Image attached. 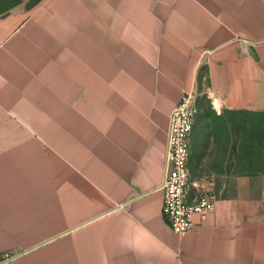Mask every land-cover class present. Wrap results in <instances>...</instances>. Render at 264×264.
I'll return each mask as SVG.
<instances>
[{
	"label": "crops",
	"instance_id": "0c3cea01",
	"mask_svg": "<svg viewBox=\"0 0 264 264\" xmlns=\"http://www.w3.org/2000/svg\"><path fill=\"white\" fill-rule=\"evenodd\" d=\"M202 90L264 108V0L0 15V264H264V177L184 234L163 216L170 115Z\"/></svg>",
	"mask_w": 264,
	"mask_h": 264
},
{
	"label": "rangeland",
	"instance_id": "374dc122",
	"mask_svg": "<svg viewBox=\"0 0 264 264\" xmlns=\"http://www.w3.org/2000/svg\"><path fill=\"white\" fill-rule=\"evenodd\" d=\"M36 0H0V15L27 10ZM199 113L191 140L189 165L219 195L238 191L241 175L264 177V108L215 107L206 91L196 95Z\"/></svg>",
	"mask_w": 264,
	"mask_h": 264
},
{
	"label": "built area",
	"instance_id": "2783aa9c",
	"mask_svg": "<svg viewBox=\"0 0 264 264\" xmlns=\"http://www.w3.org/2000/svg\"><path fill=\"white\" fill-rule=\"evenodd\" d=\"M199 106L194 94H186L170 115L163 190V216L173 230L184 234L193 225V215L205 218L218 196L204 180L194 179L189 169L190 145ZM196 193L191 195V190Z\"/></svg>",
	"mask_w": 264,
	"mask_h": 264
},
{
	"label": "bare ground",
	"instance_id": "6f19581e",
	"mask_svg": "<svg viewBox=\"0 0 264 264\" xmlns=\"http://www.w3.org/2000/svg\"><path fill=\"white\" fill-rule=\"evenodd\" d=\"M215 102H216V105H217V107H218V106H219V102H218L217 100H216Z\"/></svg>",
	"mask_w": 264,
	"mask_h": 264
}]
</instances>
